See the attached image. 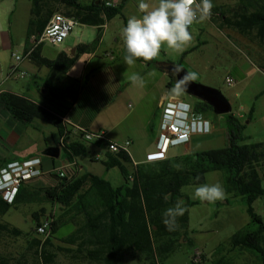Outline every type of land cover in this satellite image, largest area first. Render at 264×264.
<instances>
[{
    "label": "trees",
    "instance_id": "trees-1",
    "mask_svg": "<svg viewBox=\"0 0 264 264\" xmlns=\"http://www.w3.org/2000/svg\"><path fill=\"white\" fill-rule=\"evenodd\" d=\"M97 1L98 4L93 2L90 6H83L78 0H32L31 13L40 16L45 4L56 3L65 7V15L82 24L104 26L117 16L124 18L122 10L127 0H122L118 7L113 8H107ZM216 16L222 19L223 27L264 44V0H239L237 6L228 11L221 6L214 7L212 17ZM100 36L99 33L92 43L78 45L76 57L62 52L55 60H50L41 56L38 49L32 60L38 67L49 69L50 80L58 83L74 66L77 57L95 50ZM122 54H127L125 45ZM136 60L167 73L170 78L169 90L175 85L170 69L176 66L184 68L182 62L174 64L167 61L164 64L155 59ZM54 76H57L56 79ZM46 88L50 89L51 94L58 91V87L50 83L46 84ZM1 100L11 115L22 123L30 124L39 120L51 125L57 129L59 139L68 131L63 121L64 108L38 104L10 92H4ZM195 109L204 114L213 111L205 102L196 104ZM224 115L227 118L228 144L221 149L168 156L165 160L139 163L136 166L130 154L106 153L100 162L106 170L116 168L120 171L124 183L119 187L90 172L80 173L77 171L78 166L65 177L50 173L51 183L46 186L35 188L26 185L42 175L24 182L13 204L0 197V235L23 236L25 233L21 229L2 222V218L12 208L33 202L43 194L51 210L47 213V209L42 207L33 213L34 229L36 231L43 218L48 216L52 220L51 236L44 242L39 237L28 240L30 250L34 251L33 264H59L60 253L67 255L74 264H126L127 256H142L148 264H161L162 260L181 247L180 241L187 234L189 209L195 203L185 198L182 189L188 185L205 184L208 174L222 171L227 193L243 198L250 221L231 237L227 246L220 245L217 248L219 258L215 264H232L224 253L235 250L250 253L254 264H264V217L254 208L255 202L264 196V144H245V126L231 112ZM88 144L77 138L59 145L58 149L62 150L65 162H73L89 156ZM97 146L105 147L106 144ZM90 158L99 162L92 156ZM6 164H2L0 169ZM174 165H180V168ZM165 195L168 196L167 200L164 199ZM177 201L184 202L182 206L186 211L183 216L177 217L176 228L169 231L162 222V213ZM57 207L59 211H56ZM71 222L78 224L77 229L60 239L64 246L57 245L56 234ZM0 264L15 262L0 255Z\"/></svg>",
    "mask_w": 264,
    "mask_h": 264
},
{
    "label": "crops",
    "instance_id": "crops-1",
    "mask_svg": "<svg viewBox=\"0 0 264 264\" xmlns=\"http://www.w3.org/2000/svg\"><path fill=\"white\" fill-rule=\"evenodd\" d=\"M78 2L83 6H90L93 2L98 4L97 0L87 2L78 0ZM138 3L139 0H127L124 4L122 13L126 23L133 15L142 16L138 10ZM32 8V0H0V90L3 93L10 92L25 96L38 104L64 108L63 121L68 126L71 140L77 139L75 127L81 126L90 131L104 130L111 141L122 142L129 139L132 141V146H136L137 141L145 145L148 142L141 157H134L130 153L134 164L145 163L147 155L156 148L159 137L156 134L160 129L158 124L161 123L160 118L157 123L158 111L161 110L162 100L168 97L169 75L145 62L135 60L131 66L125 64V55L122 54L124 42L121 35L125 20L117 16L108 20L104 26L82 24L75 20L76 25L91 27L95 31L94 39L86 40L82 32L73 36L71 33L61 46H51L45 43L39 48L41 56L50 60H55L62 52L70 57H76L77 46L92 43L100 33V40L95 50L77 57L74 66L58 83L50 80L49 69L38 67L32 59L24 60L21 64L20 68L27 73L25 77H10L11 69L16 63L13 54L24 53L29 47L31 37L44 30L53 14L57 12L65 14L66 12L63 5L53 3L45 4L40 16H33ZM117 19L121 22H116ZM17 20L22 23L21 30L18 32L15 31L18 25ZM32 20L34 21L31 26ZM111 52L115 56L114 59L108 56ZM160 55L161 51L154 59L166 64V62L158 61ZM125 71L129 76L134 73L138 74L143 79V84H132L123 77L122 73ZM56 77L54 76V79ZM47 83L57 86L58 91L51 94L50 89L46 88ZM130 99L135 102L136 107L124 113L122 102ZM140 107L141 111H139ZM233 115L239 118L238 115ZM205 118L211 122L206 114ZM135 123H138L139 127ZM211 124L213 126L211 133L218 134L224 131L228 141L227 128L219 129L215 123ZM47 125L39 120L30 124L16 120L0 100V166L34 157L40 158L42 162L43 177L27 182V186L38 180L49 178L54 168L61 167L65 163L64 154L58 149L60 145L58 131L52 126L54 129L46 133ZM199 135L203 134H194L190 141L183 145L184 149L199 152ZM88 149V157H84L83 161L78 158L77 171L80 173H92L85 167V164L94 163L90 156L101 154L104 158L102 150L96 145L88 144ZM184 154L187 153H171L169 156ZM108 171L104 167L102 175H95L103 177ZM107 180L111 182V179ZM117 180V185L112 184L114 187L123 185L122 176ZM66 226H73L74 229L70 233L72 234L78 224L71 222L63 227ZM62 238L64 237H58V233L56 234L57 245H63L60 242ZM130 257L137 262L136 264H145L142 256H127L126 264Z\"/></svg>",
    "mask_w": 264,
    "mask_h": 264
},
{
    "label": "rangeland",
    "instance_id": "rangeland-1",
    "mask_svg": "<svg viewBox=\"0 0 264 264\" xmlns=\"http://www.w3.org/2000/svg\"><path fill=\"white\" fill-rule=\"evenodd\" d=\"M87 2L88 0H81ZM239 0H212L214 7H224L226 11L235 8ZM138 2V1H136ZM150 5L158 4V0H147ZM22 16V15H19ZM23 18V16H22ZM116 22H121L117 19ZM18 25L15 31L21 30V22L17 20ZM192 40L185 45L182 51L176 52L168 49L166 45L161 48V55L158 61H170L174 64L182 62L189 73L195 74L197 83L221 91L231 105V113L238 115L240 122L245 126L243 132L244 143H263L264 144V44L250 40L239 34L236 30L223 27L222 19L218 16L210 17L203 22H195L190 28ZM86 40L96 37L95 31L91 27L76 25L72 31V36L81 34ZM49 44V43H48ZM52 46V45H51ZM188 52L186 55L185 53ZM165 54V55H164ZM236 80L235 85H229L226 82L227 77ZM168 79V78H167ZM170 79V78H169ZM175 81V79H174ZM168 97L186 101L191 105L203 102L201 99L187 93L176 84L168 91ZM124 113L135 109L133 100L122 102ZM131 105V106H129ZM142 108L140 107L139 111ZM158 111V119L161 122V113ZM207 117L211 123H215L217 128L225 129L226 116L224 114H215L207 112ZM157 123L155 124L157 126ZM139 127L138 123H135ZM161 125L158 124V126ZM213 127V126H212ZM46 133L54 129L51 125L45 127ZM161 129L157 131V137ZM198 146L200 151L221 149L228 144L224 131L199 135ZM144 143V142H143ZM136 142V146H131L130 153L134 157H141L143 149L148 142L141 144ZM155 150V149H154ZM191 150H185L184 146H175L170 148L169 154L192 153ZM199 151V152H200ZM84 157L81 158V161ZM88 171L93 174L102 175L104 167L101 163L85 164ZM111 179L113 185H117V178L121 177L118 169L109 170L104 176ZM50 177L38 180L32 184L37 188L49 185ZM222 185L225 196L221 200L214 202L201 201L194 198L195 187L198 185H188L182 189V193L189 201L195 205L189 209V224L186 236L181 239V247L162 260L161 264H215L219 258L216 250L220 245H226L231 237L241 228L245 227L250 217L246 211L244 200L240 196L228 194L225 185V174L222 171H216L208 174L205 184ZM264 188V179L262 182ZM45 207L47 213L51 206L40 194L37 200L33 202L20 204L17 208H12L3 218L2 222H8L21 229L25 234L21 237H11L7 234L0 235V255L14 260L15 264H33L35 261L34 251L30 250L28 240L38 237L34 229L35 223L33 213L40 208ZM254 208L256 212L264 217V196L258 199ZM56 211H59L57 207ZM73 226H66L58 231V237H66L73 231ZM58 244V242H55ZM202 255L203 263H194V256ZM232 264H254L255 260L250 253L242 251H227L224 253ZM59 264H74L65 254H59ZM159 262V261H158ZM131 257L127 264H136ZM145 264H148L145 262ZM160 264V263H159Z\"/></svg>",
    "mask_w": 264,
    "mask_h": 264
},
{
    "label": "built area",
    "instance_id": "built-area-1",
    "mask_svg": "<svg viewBox=\"0 0 264 264\" xmlns=\"http://www.w3.org/2000/svg\"><path fill=\"white\" fill-rule=\"evenodd\" d=\"M105 7H118L122 0H99ZM199 2V0H198ZM214 15V6L211 9L210 17ZM209 17V18H210ZM76 25V21L72 17H68L63 13L57 12L50 18L44 30L30 39V44L27 50L22 54H13L15 65L11 69L10 77H25L27 73L20 67L24 60L32 59L33 54L43 44L49 43L53 46H61L71 35ZM192 26V25H191ZM112 59L114 54L108 53ZM226 82L229 85H235L236 80L232 77H227ZM3 92L0 90V100ZM161 108L162 121L160 125L161 133L158 137L155 150L147 155L146 162H157L165 160L168 157L170 148L187 144L194 134H208L211 132L212 124L205 118L204 113H199L195 109V105H191L186 101L175 97H165L162 100ZM65 122V121H64ZM75 136L83 141L94 144H106L105 147H98L102 150L104 157L106 153L130 154L132 141L126 139L122 142L111 141L107 132L104 130L90 131L84 127H75ZM69 130L66 131L59 139L60 145L65 142H70ZM95 160H102L101 154H94ZM41 159L38 157L31 158L25 161H17L7 163L6 166L0 169V197L3 201L13 204L16 200L20 187L24 182L44 174L41 168ZM135 166L137 164H134ZM78 166V161L65 162L61 167L54 168L52 173L65 177L67 174L75 170ZM50 217L43 218L41 224L36 227L37 236L44 242L51 236ZM202 255L194 256V263H201Z\"/></svg>",
    "mask_w": 264,
    "mask_h": 264
},
{
    "label": "clouds",
    "instance_id": "clouds-1",
    "mask_svg": "<svg viewBox=\"0 0 264 264\" xmlns=\"http://www.w3.org/2000/svg\"><path fill=\"white\" fill-rule=\"evenodd\" d=\"M213 7L212 0H158V4L150 5L146 0H139L138 10L142 16H131L122 28L121 35L127 51L124 62L127 66L134 64L136 59L151 61L157 57L163 45L168 49L179 52L191 42L189 31L195 22L208 19ZM123 77L132 84H143L138 74ZM195 74L189 73L185 80L194 79ZM177 169L180 165H174ZM225 191L219 183L201 184L195 187L194 198L201 201L214 202L221 200ZM165 200L168 196L165 195ZM183 201H177L173 207L165 209L162 213L163 224L169 231L177 226V217L183 216L186 208Z\"/></svg>",
    "mask_w": 264,
    "mask_h": 264
},
{
    "label": "water",
    "instance_id": "water-1",
    "mask_svg": "<svg viewBox=\"0 0 264 264\" xmlns=\"http://www.w3.org/2000/svg\"><path fill=\"white\" fill-rule=\"evenodd\" d=\"M170 71L177 76L179 86L184 91L210 105L214 109L215 114H227L231 112V105L221 91L197 83L192 79L185 80V76L189 74L185 68L176 66L172 67Z\"/></svg>",
    "mask_w": 264,
    "mask_h": 264
},
{
    "label": "flooded vegetation",
    "instance_id": "flooded-vegetation-1",
    "mask_svg": "<svg viewBox=\"0 0 264 264\" xmlns=\"http://www.w3.org/2000/svg\"><path fill=\"white\" fill-rule=\"evenodd\" d=\"M172 76L174 77L176 84L179 85L177 76L175 74H173V73H172ZM212 112L215 113L214 109H213Z\"/></svg>",
    "mask_w": 264,
    "mask_h": 264
}]
</instances>
